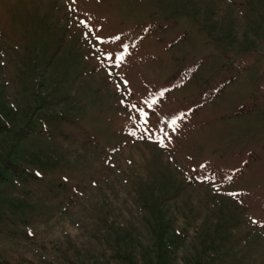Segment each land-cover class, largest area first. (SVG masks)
<instances>
[{
	"label": "rangeland",
	"instance_id": "1",
	"mask_svg": "<svg viewBox=\"0 0 264 264\" xmlns=\"http://www.w3.org/2000/svg\"><path fill=\"white\" fill-rule=\"evenodd\" d=\"M0 264H264V0H0Z\"/></svg>",
	"mask_w": 264,
	"mask_h": 264
},
{
	"label": "snow or ice",
	"instance_id": "2",
	"mask_svg": "<svg viewBox=\"0 0 264 264\" xmlns=\"http://www.w3.org/2000/svg\"><path fill=\"white\" fill-rule=\"evenodd\" d=\"M81 24H84L85 26H87L85 21H81ZM89 31H91V29H89ZM97 39H99V38H97ZM115 39H120V38H119V37H116ZM127 47H128V45H124L125 50L127 49ZM120 59H121V61H122V60H123V57H121ZM118 87H119V86H118ZM161 95H163V93H161ZM155 102H156V101H153V103H155ZM133 107H135V105H133ZM143 116H144V113H143V111L141 110V117L143 118ZM172 123L175 124V120H173ZM161 146H164V145L161 144ZM228 178L231 179V177H228ZM206 179H207V178H206ZM254 223H255V221H254Z\"/></svg>",
	"mask_w": 264,
	"mask_h": 264
}]
</instances>
